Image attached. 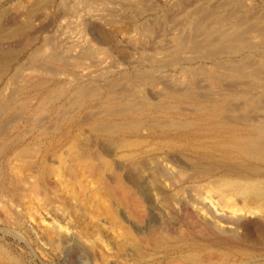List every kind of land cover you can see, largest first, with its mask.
I'll list each match as a JSON object with an SVG mask.
<instances>
[{
	"label": "rangeland",
	"instance_id": "374dc122",
	"mask_svg": "<svg viewBox=\"0 0 264 264\" xmlns=\"http://www.w3.org/2000/svg\"><path fill=\"white\" fill-rule=\"evenodd\" d=\"M70 1L0 0V56L2 57L0 58L4 60L6 59L5 61H0V98H2L0 99V103L2 101V103H4L3 105H5V107L3 105L0 107L1 112H3H0V124L2 122L0 127L2 126L7 129L0 128L3 129L0 130V212H3L0 213V264H264V236L258 244L254 241V245L252 243L246 244L245 242L236 240L229 241L224 239V236L220 235L219 231H225L227 228V231L229 229L233 230V226L216 218L219 214L231 216L234 219L235 216H237L236 218L245 219L246 221L248 219L251 221L255 220L264 228V198L261 197L264 196V193H262V195L260 193V191L264 192V153L262 154L261 152H264V149L260 146L253 145L252 137H254L255 134L250 127L257 123L262 124L264 121V96H262L264 95V88H262L264 87V84H259V86L257 85V87H255L256 85H252L254 84L252 78H248V75L245 76V74H242L243 76H239L238 78L234 75L226 76L223 74L222 76L225 78L221 76V84H214L213 82L209 83L210 81L202 78L203 75H200L199 73H202L201 69L213 68L209 67L212 63L215 67V61L217 62L218 59L216 57L206 56L204 53H193L194 57L199 55L202 56L192 58L191 55L193 56V54L185 52L184 55L183 52L182 55L187 56L186 59L189 63L185 58H182L183 56H181L182 61H180V59H168L167 54L169 52L167 54L166 52L168 50L170 51V48L167 47L166 43H169L170 41L172 42L171 39H168L170 36L169 34L172 35V33L176 31L177 32L174 34H177L178 30H173V28L171 29L166 26L168 33L165 36L163 33L161 35V33H153L149 31L147 34V32L143 31L144 29L142 30L141 28L144 24H147L146 21L149 22V19L151 20L150 22H152L155 20V17L159 18L162 16V13L171 10L172 12L169 17L173 14L180 16L181 13L179 10L174 9L177 0H141L146 3H144L145 10H150L152 11L151 13L150 11H143L141 13L137 8H131L126 4L130 1L134 2V0H116L117 2L115 0H88L81 2L82 4L77 0H72L73 2H77V6L75 5L74 10L72 11L69 8L75 3L71 1L72 5H69L71 4ZM211 1L210 5H212V7H218L220 5L224 6L226 2H229V0ZM243 1H245V3H241L242 1L238 0L237 4L239 10L241 8L243 9L240 11L237 10V12L236 10L233 11L235 12V17L231 16L229 18V22L224 25V29L226 27V29H230V32H233L234 28L237 33L244 31L243 33L247 36V41H249L250 44L252 42V45L255 44L254 48L257 44L260 47L257 46V48L253 49V46L250 45L251 47L244 52L237 53L238 55L234 54V56H230V58L223 57V60L233 59V62H235L234 64L243 63L244 65H247L245 67V73H250L252 72V67H255L254 65H256V67L261 66L260 62H263L264 60V38L260 35L261 32L257 30L259 28H261L260 30L264 29V0ZM147 2H150L153 5L148 4ZM65 4H68V7H66L67 5L65 6ZM79 4L80 6H78ZM85 4L88 6L89 11L83 9V7H86ZM154 4L156 5L154 6ZM189 4L190 0L187 1L186 6ZM127 5L129 6L128 8H126ZM151 5L157 9L154 10ZM158 6H160V8ZM250 6H252V8ZM187 8H189V6H187ZM62 9H65V12ZM132 9H136L135 11L137 12H134ZM68 11H70V13ZM125 12L130 15H125ZM238 15L239 17L241 15V17L239 18ZM132 17H136L137 19H133ZM243 17L245 19H243ZM112 18L115 19L111 20ZM216 19L218 20V18L213 16L209 23H213V21L216 22ZM236 19L240 20L238 21ZM120 20L123 23H121ZM128 20H130V22ZM242 20L247 24L250 23V25L248 26L246 23L244 24ZM112 22H114V25H119H117V27L116 25L113 26ZM202 23L205 25L209 24L208 22ZM138 24L141 27L138 26ZM231 24L233 26H230ZM106 25L107 28H105ZM94 26H96V28ZM111 26L114 28H111ZM134 26L137 28H134ZM157 26L160 30L161 26ZM235 26H239L238 30L240 32ZM244 26L246 28L247 26L248 28L251 27L252 30L250 31V28L246 29ZM130 28H134L135 30H131ZM254 28L255 33L252 32ZM102 30L104 32L107 31L106 33H109V35L111 34V36L114 35L115 37H112L115 39V42L112 41L114 43L111 42L110 45V43H100L99 41L94 40L93 35L99 37L100 35L98 32H101ZM136 30L138 31L136 32ZM139 30H142L143 33L141 31L139 32ZM169 30L173 31L171 32ZM130 31L132 32L129 33ZM245 31H249L251 34H249V32L246 33ZM140 35H143L144 37ZM129 36L134 38L131 40V37ZM145 36L147 38H145ZM158 36H160L159 39ZM249 36L253 37L250 38ZM148 37L151 39L153 37V39L149 40ZM163 37L164 39H162ZM171 37L172 36H170V38ZM137 39L138 41L141 39L144 41H140L141 43L135 42ZM258 39H260V41ZM158 40H163L160 41L162 44L159 42V45L157 42ZM261 40H263V42H261ZM254 41L257 42V44ZM163 42H166V49L163 47L165 45ZM151 43L155 45V48ZM140 44L141 46H144L141 47ZM4 45L5 47H3ZM6 45L9 49L6 48ZM160 47L164 50L160 49L161 51H157ZM124 48L125 50H123ZM137 49H139V51ZM188 55L191 58L188 59ZM149 57H151L152 60ZM155 58L160 59V61H158L159 64ZM241 58H243L242 61ZM130 59H132L133 62ZM237 59H240L239 62H236ZM49 62L53 64L51 65ZM156 64L159 66H156ZM183 66L186 68L190 66L189 69L193 66L194 67L191 69V72L187 71L188 69ZM198 66L200 67V70H198ZM148 67L150 68L149 71ZM141 70L143 71L144 76L145 74H151V76L149 75L150 77L153 76V83L147 80L146 82H140V79L139 81H136L137 83H134L133 80H131L132 76L134 77L137 74L140 75L142 72ZM212 70L214 71V68ZM180 71H182V74H179ZM183 71H185L184 73L188 74L190 77H188V75L185 76ZM131 73L134 74L131 75ZM125 74L127 76H124ZM168 75H172L171 78H168ZM181 75L185 76L186 80H183ZM158 76L160 78H158ZM165 76L168 79H171V81L168 80V82H166L167 78L165 79ZM173 76L176 77L177 80L172 79L174 78ZM260 76L263 78L264 69L261 70ZM191 77H196L198 80H202V82L198 81L199 84L197 85V89L193 88L194 93H188L189 95L186 94L184 97L178 95V97L176 95H174L175 97L170 96L171 100L168 95L166 96V94H163L170 90L168 86L183 91V89L180 88H184V86L186 87L187 80ZM243 78L245 79L244 82L242 81L244 80ZM128 79L130 80V83ZM106 80H108V82ZM115 81L118 82L116 83ZM131 81L133 84H131ZM111 82H113L115 86L117 85V88H115V86L113 87L112 85L114 84L112 83L111 85ZM119 82L122 84V87ZM171 82L173 84L174 82H179L181 85L176 83V86L173 85V87L172 84H170ZM205 82L207 85H210L208 90H206L208 86L205 85ZM262 82L264 83V78L262 79ZM143 83H145V86ZM149 83L152 84L153 87L149 85ZM212 83L215 86L212 85ZM108 84L110 85V88ZM165 84H168V86ZM83 85H86L85 90L84 87L80 88ZM232 85L233 87H231ZM202 86L207 87L204 89L205 87L202 88ZM228 86L230 87L229 89L227 88ZM123 87L124 90H122ZM56 88L57 90H55ZM118 88L122 91L118 90ZM15 89H17V91H15ZM92 89L95 91L93 92ZM82 90H84L86 94H83L84 92ZM234 90L236 93H234ZM241 90L242 92H240ZM215 91H218L217 94ZM248 91H250L249 94L247 93ZM260 91L262 92L261 94H259ZM212 92L215 94H212ZM9 93L14 94H11L10 97ZM58 93L60 94L58 95ZM133 93L135 95H133ZM209 93L210 96L212 94L216 99L213 97L206 98V95L204 96V94L209 96ZM4 95L6 99L2 97ZM122 95L123 97L120 98ZM144 95L146 99H143ZM47 96L49 98H47ZM159 96L161 97L159 98ZM15 97L16 99H14ZM188 97L191 98L188 99ZM192 97L195 99H192ZM200 97L202 98L200 99ZM235 97L238 101L235 100ZM45 98L46 100H44ZM81 98L83 101L80 100ZM140 98L141 101L139 100ZM182 98H184V100ZM121 99H125L126 101H128V99L130 100L128 101L129 103H123L126 101H122ZM5 100H8V102H5ZM214 101L218 102V104H215L216 110L221 109L219 114H217L216 111H211L215 110L213 109L214 106L211 104L215 103ZM250 101L254 103H250ZM260 101L263 103L261 102L262 104H260ZM147 103L150 105H147ZM94 104H96L97 107ZM137 104L142 106L138 107ZM250 104H253L254 107H250ZM128 105H130V107ZM127 106L128 108H125L123 111L121 110ZM177 106L179 107L176 108ZM196 106H199L200 109ZM226 106L227 108L229 107L230 110L233 109V111L225 109L224 107ZM113 107L114 109L117 108V111H120L118 112L119 115L114 109L112 110ZM120 107L121 109H119ZM184 107H187V110H185ZM210 107L212 109H210ZM237 107L239 109L236 110L235 108ZM244 108H246V110ZM257 108L260 110L258 111ZM110 109L112 111H110ZM126 109L129 110L127 111ZM209 109L210 111H208ZM17 110H19V112ZM146 110L149 112H146ZM163 110H165L166 113ZM182 110L184 111L182 112ZM244 110L248 114L247 116L245 115L246 113ZM113 111L115 112L113 113ZM63 112L65 113L62 115ZM259 112L261 114H259ZM13 113L14 116H12V118L15 121L11 118ZM102 113L107 114L103 115ZM109 113H111V116L108 115ZM151 114H157V116L155 115V117ZM161 114H163V116ZM165 114L169 115L166 116ZM241 114H244V118H241ZM179 115H183L182 118H179ZM218 115L220 116L219 119ZM229 115L232 116V118ZM252 115L253 117H251ZM160 117L162 120H160ZM234 117H236V119ZM163 118H165L164 120L166 122L163 121ZM229 118H231V120ZM155 119H157L158 123ZM166 119H169L170 121H167ZM186 119L187 121L184 122L183 120ZM242 119H246L247 121L245 122ZM139 120L142 123L139 122V124ZM129 121L133 122L130 123ZM125 122L129 123L125 124ZM143 122H145V124ZM178 122L181 125L178 124ZM7 123L9 126H6ZM150 123H153L154 126L158 128H155ZM109 124H111V126ZM167 124H171V126ZM101 127L109 133H106L105 130L101 131ZM3 133L4 136H2ZM231 133L235 135L233 136ZM240 133H242V135H239ZM248 134H250L249 136H251V138L247 136ZM242 137L246 138V140ZM247 137L250 138L248 141ZM227 138L229 140H227ZM239 139H242L240 140L242 142L238 141ZM229 141L232 144H230ZM233 145H236L237 148ZM238 145H240V147H238ZM249 147L251 149L247 150ZM254 148L257 149L255 152ZM238 150L246 153L243 155L241 154L242 152L240 153ZM254 155H256V158H253ZM258 155L260 158L258 157L257 159ZM154 161H157V164H154ZM244 161L246 163H244ZM255 167H258V169L256 168L257 171L254 169ZM162 168H164V170H162ZM246 169H248V171ZM225 170L228 173H244V175L239 177V175L225 174L227 173L224 172ZM136 173H139L137 174V177L135 175ZM161 174H163L164 177H162ZM191 175L194 176L192 179ZM169 176L174 178L171 180ZM133 177L136 180L133 179ZM195 177L197 179H194ZM21 179L26 183L24 184ZM139 179L143 182L141 181L140 183V181H138ZM243 182L246 186L249 183V186H247V189L249 188L248 190L245 189ZM251 182L255 185H252ZM256 183L259 186H257ZM222 185L223 187H221ZM229 185H231V187ZM214 186H216V188ZM246 193H249L251 196ZM164 195H167L166 198ZM163 196L164 199H162ZM206 196L209 197L206 198ZM252 196L255 199L257 197L256 201L251 198ZM258 196L261 198L258 199ZM187 199L189 200L188 204ZM257 200L260 206L257 204ZM190 201L193 204L190 205ZM203 202H205L207 206L211 204V211L206 208V204ZM225 204H228L229 206L227 205V207ZM188 205H190V208L187 207ZM182 206L191 210H189L190 212L188 211L190 217L183 212V215L181 214L180 211H183ZM232 206L234 208H232ZM234 211L236 213H234ZM9 212L10 214L8 215L7 213ZM211 213L215 214L216 217ZM185 216L188 217V219H186ZM259 219H262L263 222ZM193 220H195V222ZM206 225L209 228L214 227L213 230L210 229V231L212 230L210 236L205 235L200 231L201 228L199 227H202L203 230ZM211 225L213 226L211 227ZM195 227L197 229H195ZM240 230L241 229H238L237 231L241 233ZM213 232H215V234ZM219 239L222 241H219ZM68 244L76 246L77 249L65 254L64 250Z\"/></svg>",
	"mask_w": 264,
	"mask_h": 264
},
{
	"label": "bare ground",
	"instance_id": "6f19581e",
	"mask_svg": "<svg viewBox=\"0 0 264 264\" xmlns=\"http://www.w3.org/2000/svg\"><path fill=\"white\" fill-rule=\"evenodd\" d=\"M61 1H63V0H61ZM70 1V0H69ZM72 1V0H71ZM71 1H70V3H71ZM75 1V0H74ZM79 3H81V2H84V1H88V0H77ZM92 1V0H91ZM116 1V0H115ZM150 1V0H149ZM169 1V0H168ZM174 1H176V0H174ZM187 1L188 0H177V3L175 4V8L174 9H178L179 10V12L181 13V15L179 16H177L176 14H171L172 16H170L169 17V15H170V13L172 12V10L171 11H168V12H165V13H162V16L161 17H159V18H161V19H159V18H156L155 17V20H153L152 22H150L151 20L149 19V22L148 21H146V23L147 24H144L143 26H142V30L143 31H145V32H147V34L149 33V32H153V33H161V35H162V33L166 36L167 35V31H168V29H166V26L168 27V28H173V30L174 29H176V30H178V33L177 34H174V33H176V32H174V33H172V35L171 34H169L170 36H172L171 38H170V36L168 37V39H171L172 40V42L170 41L169 43L167 42H165L166 44H167V47H169L170 48V51L168 50L167 52H166V54H167V57H168V59H170V60H176V59H180V61H182L181 59L182 58H185L186 59V57L187 56H183L182 54H183V52H184V55H185V52H190L191 54H193V53H196L197 54V52H200V53H204L206 56H209V57H216L217 59V62L215 61V64H216V66L214 67L213 65V63H212V65L210 66L209 65V67H213L214 68V71L212 70L213 68H210V69H201V72L202 73H199L200 75L202 74L203 76H202V78H205L206 80H208V81H210L209 83H211V82H213L214 84H221V76L224 74V75H230V76H232V75H234L235 77H239V76H243L242 74H245V76H247L248 75V78L249 77H251L252 78V81H253V83L254 84H252V85H256L255 87H257V85L259 86V84L260 85H262V84H264L263 82H262V79L264 78V76H263V78H262V76H260V74H261V70H263L264 69V60H263V62L261 61L260 62V64H261V66H258V67H256V65H254L255 67H252L251 65V67H252V72H250V73H245V67L247 66V65H244L243 63H239V64H234L235 62H233L234 60L232 59V60H227V59H225V60H223V57H229L230 58V56H234V54H237V53H242V52H244L246 49H248V48H250L251 46L250 45H252V42H251V44H250V42L249 41H247V36L245 35V33H243L242 31L240 32L238 29V27H236L235 26V28H237V30L240 32V33H237L236 32V29H234L233 28V32H230L229 30V28L228 29H226V27H225V29H224V25H226V23L227 22H229V18L231 17V16H234L235 17V12H233L234 10H236V12H237V10L238 11H240L241 9H243V8H241L240 10H239V6H238V4H237V2H238V0H229V2L227 3L226 1V3L224 4V6H218V7H215V6H213L212 7V5H210V3L212 2L211 0H190V4L189 5H187V6H189V8H187V6H186V3H187ZM213 1H215V0H213ZM242 2L241 3H245V1H243V0H241ZM68 2V1H67ZM66 2V3H67ZM73 2V1H72ZM104 2V1H103ZM106 2V1H105ZM117 2V1H116ZM131 2V3H130ZM130 2H127L126 4H128L131 8L133 7V8H137L138 10H139V12H143V11H147V10H145V2L144 1H135L134 0V2H132V1H130ZM160 2V1H159ZM73 3H75V4H73L72 5V3L71 4H69V5H72V6H70V10L72 11V10H74V6L76 5L77 6V2H73ZM142 3H143V5H142ZM145 3V4H144ZM148 3V2H147ZM163 3H165V2H163ZM174 3V2H173ZM224 3V2H223ZM263 3V2H262ZM82 4V3H81ZM92 4V3H91ZM95 4V3H94ZM101 4V3H100ZM99 4V5H100ZM103 4V3H102ZM115 4V3H114ZM131 4V5H130ZM148 4H152V3H148ZM158 4V3H157ZM160 4H161V2H160ZM246 4H247V2H246ZM37 5V4H36ZM44 5V4H43ZM57 5V4H56ZM67 5V6H66ZM127 5V7L126 8H128L129 6ZM153 5V4H152ZM151 5V6H152ZM156 4H154V6H155ZM35 6V5H34ZM65 6L66 7H68V4H65ZM78 6H80V4L78 5ZM85 6L86 7H83V9L85 10V11H89V9H88V6L85 4ZM93 6V5H92ZM117 6V5H116ZM148 6H150V5H148ZM154 6H152L153 7V9L154 10H156L157 8H155ZM163 6V5H162ZM217 6V5H216ZM103 7V6H102ZM101 7V8H102ZM146 7H147V5H146ZM159 8H160V6H158ZM215 7V8H214ZM251 8H252V6H250ZM41 8V7H40ZM76 8V7H75ZM82 8V7H81ZM149 8V7H148ZM162 8V7H161ZM164 8H165V6H164ZM168 8V7H167ZM247 8V7H246ZM34 9V8H33ZM104 9V8H103ZM108 9V8H107ZM169 9V8H168ZM173 9V10H174ZM210 9H212V10H210ZM250 9V8H249ZM257 9H258V7H257ZM34 10H36V9H34ZM63 11L65 10V9H62ZM77 10V9H76ZM80 10V9H79ZM82 10V9H81ZM98 10V9H97ZM102 10V9H101ZM105 10V9H104ZM110 10V9H109ZM129 10V9H128ZM132 10H134V12H137V11H135L136 9H132ZM152 10V9H151ZM116 11V10H115ZM122 11V10H121ZM130 11V10H129ZM150 10H148L147 12H149ZM166 11V10H165ZM28 12V11H27ZM65 12V11H64ZM69 13H70V11H68ZM67 12V13H68ZM113 12V11H112ZM152 11H150V13H151ZM156 12V11H155ZM161 12H163V11H161ZM177 12V11H176ZM178 12V13H179ZM263 12V11H262ZM68 13V14H69ZM74 13H75V11H74ZM73 13V14H74ZM91 13V12H90ZM89 13V14H90ZM102 13H104V12H102ZM145 13V12H144ZM242 13V12H241ZM246 13V12H245ZM30 14V13H29ZM66 14V13H65ZM77 14V13H76ZM112 14V13H111ZM129 14V13H128ZM128 14H126V12H125V15H128ZM135 14H138V13H135ZM147 14V13H146ZM261 14V13H260ZM46 15V14H45ZM130 15V14H129ZM237 15V14H236ZM247 15V14H246ZM23 16V15H22ZM27 16V15H26ZM25 16V17H26ZM50 16V15H49ZM61 16V15H60ZM104 16V15H103ZM213 16L215 17V18H218V20L216 19V22L215 21H213V23H209V21L210 20H212V18H213ZM243 16V15H242ZM262 16V15H261ZM115 17V16H114ZM124 17V16H123ZM127 17V16H126ZM130 17V16H129ZM148 17V16H147ZM147 17H146V19H147ZM238 17H239V15H238ZM240 17H241V15H240ZM239 17V18H240ZM244 17H248V16H244ZM243 17V19H245ZM254 17V16H253ZM62 18V17H61ZM89 18H90V16H89ZM91 18H93V17H91ZM105 18H107V17H105ZM116 18V17H115ZM115 18H112L111 20H114ZM122 18V17H121ZM133 18V17H132ZM135 19H137L136 17H134ZM133 18V19H134ZM151 18V17H150ZM153 18V17H152ZM252 18V17H251ZM255 18H257V17H255ZM55 19V18H54ZM127 19V18H126ZM242 19V18H241ZM97 20V19H96ZM101 20V19H100ZM116 20H118V19H116ZM116 20H115V22H116ZM121 20H123V19H121ZM120 20V22L121 23H123L122 21ZM232 20V19H231ZM235 20V19H234ZM236 20H238V19H236ZM240 20V19H239ZM238 20V21H239ZM99 21V20H98ZM102 21V20H101ZM108 21V20H107ZM129 22H130V20H128ZM142 21V20H141ZM144 21V22H145ZM243 21V20H242ZM242 21H240V22H242ZM252 21V20H251ZM258 21V20H257ZM15 22V21H14ZM109 22V21H108ZM111 22V21H110ZM118 22V21H117ZM119 22V23H120ZM125 22V21H124ZM135 22V21H134ZM202 22H208L209 24H203ZM235 22V21H234ZM244 22V21H243ZM254 22V21H253ZM259 22V21H258ZM32 23V22H31ZM90 23H92V22H90ZM90 23H89V25H90ZM113 23V26H115L116 25V27H117V25H119V24H115L114 25V22H112ZM120 23V24H121ZM136 23V22H135ZM246 22H244V24H245ZM2 24V23H1ZM86 24V23H85ZM98 24V23H97ZM105 24V23H104ZM131 24V23H130ZM230 24V23H229ZM228 24V25H229ZM247 24V23H246ZM259 24H260V22H259ZM22 25V24H21ZM94 25V24H93ZM111 25V24H110ZM121 25H123V24H121ZM125 25H126V23H125ZM133 25V24H132ZM157 25H160L161 26V31L159 30V28H157L158 26ZM242 25V24H241ZM248 26L250 25V23L249 24H247ZM252 25V24H251ZM261 25H262V23H261ZM113 26H111V28H114ZM138 26H140L139 24H138ZM230 26H233L232 24L230 25ZM246 26V25H245ZM244 26V27H245ZM248 26H247V28H248ZM253 26V25H252ZM259 26V25H258ZM90 27V26H89ZM95 28H96V26H94ZM104 27V26H103ZM110 27V26H109ZM115 27V28H116ZM131 27H133V26H131ZM141 27V26H140ZM264 27V26H263ZM3 28H4V26H3ZM93 28V27H92ZM98 28V27H97ZM105 28H107V25H106V27ZM128 28V27H127ZM134 28H137V27H135L134 26ZM134 28H132V29H134ZM139 28V27H138ZM232 28V27H231ZM246 28V27H245ZM246 28V29H247ZM250 28V31L252 30L251 29V27H249ZM248 28V29H249ZM258 28V27H257ZM103 29V28H102ZM109 29V28H108ZM123 29H124V27H123ZM126 29V28H125ZM131 29V28H130ZM131 29V30H132ZM261 28H259V29H257V30H259L261 33H260V35L264 38V29H262V30H260ZM95 30V29H94ZM116 30V29H115ZM128 30H129V28H128ZM135 30V29H134ZM142 30H139V32L141 31L142 32ZM172 30V31H173ZM243 30H245V29H243ZM27 31V30H26ZM96 31H97V29H96ZM99 31V30H98ZM111 31L113 32V30L111 29ZM110 31V32H111ZM126 31V30H125ZM138 30H136V32H137ZM149 31V32H148ZM169 31H171V30H169ZM171 31V32H172ZM7 32V31H6ZM13 32V31H12ZM95 32V31H94ZM107 32V31H106ZM106 32H104L103 30L101 31V32H98L99 33V37H95L94 35H93V39L94 40H96V41H99L100 43H110V45H111V42L112 41H114L115 42V39L112 37V36H114V35H112L111 36V34L109 35V33H106ZM119 32V31H118ZM123 32V31H122ZM128 32V31H127ZM132 31H130L129 33H131ZM138 32V33H139ZM246 32V31H245ZM247 32H249V31H247ZM246 32V33H247ZM252 32H254L255 33V28L253 29V31ZM9 33V32H8ZM92 33V32H91ZM97 33V34H98ZM143 33V32H142ZM141 33V34H142ZM256 33H257V31H256ZM4 34V33H3ZM12 34V33H11ZM27 34V33H26ZM116 34V33H115ZM118 34V33H117ZM121 34V33H120ZM125 34H127V33H125ZM140 34V33H139ZM138 34V35H139ZM249 34H251L250 32H249ZM258 34H259V32H258ZM5 35V34H4ZM32 35V34H31ZM130 35V34H129ZM145 35V34H144ZM151 35H153V34H151ZM151 35H150V37H151ZM160 35V34H159ZM160 35V36H161ZM253 35V34H252ZM16 36V35H15ZM121 36V35H120ZM140 36H143V35H140ZM160 36H158V39L160 38ZM19 37V36H18ZM35 37V36H34ZM115 37V36H114ZM125 37H127V36H125ZM129 37H131V36H129ZM139 37V36H138ZM144 37V36H143ZM162 37V36H161ZM250 37V36H249ZM251 37H253V36H251ZM250 37V38H251ZM260 37V36H259ZM258 37V38H259ZM132 38H134V37H131V40H132ZM137 38V37H136ZM145 38H147L146 36H145ZM149 38V37H148ZM166 38V37H165ZM255 38V37H254ZM4 39V38H3ZM24 39V38H23ZM35 39V38H34ZM139 39V38H138ZM138 39L137 40H135V42H142V41H144V40H140V41H138ZM152 39H153V37H152ZM151 38H149V40H152ZM162 39H164V37L162 38ZM167 39V38H166ZM166 39H165V41H166ZM168 39H167V41H168ZM261 39V38H260ZM260 39H258L259 41H260ZM31 40V39H30ZM118 40V39H117ZM125 40H127V39H125ZM253 40V39H252ZM29 41V40H28ZM92 41V40H91ZM160 41H163V40H160ZM159 40L157 41L158 43L160 42ZM258 41V42H259ZM9 42V41H8ZM90 42V41H89ZM114 42H112V43H114ZM140 42V43H141ZM147 42V41H146ZM145 42V43H146ZM248 42H249V44H248ZM255 42V41H254ZM261 42H263V40H261ZM261 42H259V43H261ZM28 43V42H27ZM99 43V44H100ZM145 43H144V45H145ZM161 43V42H160ZM160 43H159V45H160ZM164 43V42H163ZM164 43V44H165ZM256 44H257V42H255ZM3 44V43H2ZM152 45H154L153 43H151ZM162 44V43H161ZM166 44L163 46L164 47V49H166ZM261 44H263V43H261ZM10 45V44H9ZM30 45V44H29ZM94 45V44H93ZM97 45V44H96ZM143 45V46H144ZM146 45H147V43H146ZM158 45V46H159ZM255 45V44H254ZM254 45H252L253 46V49H255V48H257V46H258V44H257V46L254 48ZM37 46V45H36ZM120 46H122V45H120ZM132 46V45H131ZM140 46H141V44H140ZM143 46H141V47H143ZM157 46V47H158ZM3 47H5V45L3 46ZM133 47V46H132ZM162 47V46H161ZM158 48L157 49V51L159 50V51H161L163 48ZM258 47H260V46H258ZM262 47V46H261ZM6 48H8L7 47V45H6ZM36 48V47H35ZM86 48V47H85ZM100 48V47H99ZM117 48H118V46H117ZM127 48V47H126ZM128 48H130V47H128ZM154 48H155V45H154ZM2 49V48H1ZM9 49V48H8ZM38 49V48H37ZM161 49V50H160ZM163 49V50H164ZM259 49V48H258ZM4 50H6V49H4ZM12 50V49H11ZM122 50V49H121ZM123 50H125V48L123 49ZM138 51H139V49H137ZM263 50V49H262ZM2 51V50H1ZM9 51V50H8ZM36 51V50H35ZM34 51V52H35ZM86 51V50H85ZM91 51H92V49H91ZM114 51H116V50H114ZM260 51V50H259ZM88 52V51H87ZM107 52V51H106ZM262 52V51H261ZM11 53V52H10ZM82 53V52H81ZM89 53H90V49H89ZM138 53V52H137ZM145 53V52H144ZM147 53V52H146ZM5 54V53H4ZM7 54H8V52H7ZM7 54H5V55H7ZM13 54V53H12ZM85 54H87V53H85ZM93 54V53H92ZM149 54V53H148ZM159 54V53H158ZM165 54V53H164ZM165 54V55H166ZM203 54V55H204ZM260 54H262V53H260ZM264 54V53H263ZM262 54V55H263ZM4 55V56H5ZM36 55V54H35ZM84 55V54H83ZM91 55V54H90ZM142 55V54H141ZM145 55V54H144ZM154 55V54H153ZM157 55V54H156ZM156 55H155V57H156ZM162 55V54H161ZM198 55H199V53H198ZM238 55V54H237ZM248 56H250L249 54H247ZM62 56V55H61ZM131 56V55H130ZM134 56V55H133ZM181 56H183L182 58H181ZM189 56V55H188ZM200 56H202V55H199V56H195L196 58H198V57H200ZM246 56V55H245ZM258 56V55H257ZM1 57V56H0ZM63 57H64V55H63ZM126 57V56H125ZM141 57V56H140ZM161 57V56H160ZM159 57V58H160ZM163 57V56H162ZM166 57V56H165ZM191 57L193 58L194 57V54H193V56L191 55ZM190 56L188 57V59L189 58H191ZM194 57V58H195ZM219 57H222V58H219ZM239 57H241V56H239ZM2 58V57H1ZM0 58V61H2V60H4V59H1ZM11 58V57H10ZM15 58V57H14ZM129 58V57H128ZM137 58V57H136ZM149 58H151V57H149ZM235 58V57H234ZM243 58H244V56H243ZM243 58H241V61H242V59ZM185 59H183L184 61H186ZM212 59V58H211ZM248 59V58H247ZM250 59V58H249ZM254 59V58H253ZM263 59V58H262ZM6 60V59H5ZM4 60V61H5ZM30 60V59H29ZM51 60V59H50ZM131 61H132V59H130ZM139 60V59H138ZM151 60H152V58H151ZM154 60V59H153ZM155 60L158 62V61H160V59H156L155 58ZM154 60V62L156 63V61ZM167 60V59H166ZM169 60V61H170ZM191 60V59H190ZM194 60V59H193ZM196 60V59H195ZM210 60V59H209ZM240 60V59H239ZM239 60L237 59V61L236 62H239ZM8 61V60H7ZM6 61V62H7ZM52 61V60H51ZM54 61V60H53ZM63 61V60H62ZM163 61V60H162ZM183 61V62H184ZM188 61V60H187ZM186 61V62H187ZM192 61V60H191ZM203 61V60H202ZM225 61H227V62H225ZM10 62V61H9ZM33 62V61H32ZM133 62V61H132ZM136 62H138V61H136ZM149 62H150V60H149ZM153 62V63H154ZM167 62V61H166ZM245 62V61H244ZM5 63V62H4ZM11 63V62H10ZM17 63V62H16ZM34 63V62H33ZM50 63V62H49ZM123 63V62H122ZM130 63V62H129ZM154 63V64H155ZM161 63H163V62H161ZM178 63H179V60H178ZM188 63H189V61H188ZM247 63H250V62H247ZM258 63H259V61H258ZM9 64V63H8ZM51 65L53 64V63H50ZM128 64V63H127ZM158 64H159V62H158ZM158 64H156V66L158 65ZM166 64H168V63H166ZM170 64V63H169ZM1 65V64H0ZM21 65V64H20ZM46 65V64H45ZM153 65V64H152ZM174 65V64H173ZM172 65V66H173ZM196 65H197V63H196ZM200 65V64H199ZM203 65V64H202ZM202 65H201V68H202ZM249 65V64H248ZM55 66V65H54ZM150 66V65H149ZM155 66V67H156ZM159 66V65H158ZM191 66V65H190ZM190 66L188 67V68H186L185 66H183L184 68H186V69H188L187 71H191L192 72V68L194 67H191V69H189L190 68ZM207 66V65H206ZM206 66H204L205 68H207ZM7 67V66H6ZM6 67H4V68H6ZM50 67V66H49ZM60 67V66H59ZM142 67V66H141ZM181 67V66H180ZM203 67V68H204ZM249 67V66H248ZM247 67V68H248ZM53 68V67H52ZM51 68V69H52ZM137 68V67H136ZM144 68V67H143ZM149 68V67H148ZM158 68V67H157ZM161 68V67H160ZM199 68V69H198ZM198 70H200V67L198 66ZM46 69V68H45ZM49 69V68H48ZM138 69V68H137ZM159 69V68H158ZM3 70H5V69H3ZM2 70V71H3ZM20 70V69H19ZM58 70V69H57ZM135 70V69H134ZM150 70V68L148 69V71ZM174 70V69H173ZM176 70V69H175ZM183 70V69H182ZM194 70V69H193ZM1 71V72H2ZM142 71V70H141ZM140 71V72H141ZM151 71H153V70H151ZM186 71V72H187ZM222 71V72H221ZM53 72V71H52ZM52 72H51V74H52ZM111 72V71H110ZM132 72V71H131ZM137 72H138V70H137ZM146 72V71H145ZM182 71H180L179 72V74H182L181 73ZM185 71H183V74H185V76L186 75H188V74H186V73H184ZM191 72H190V74H191ZM19 73V72H18ZM17 73V74H18ZM124 73V72H123ZM134 73L136 74V72L134 71ZM133 73V74H134ZM139 73V72H138ZM156 73H157V71H156ZM169 73V72H168ZM173 73V72H172ZM188 73V72H187ZM194 73V72H193ZM196 73V72H195ZM260 73V74H259ZM13 74H15V73H13ZM16 74V75H17ZM129 74V73H128ZM132 73H131V75H133ZM144 73H143V71L141 72V74L140 75H135L134 77L132 76V79L131 80H133V82L135 83L136 81H139V79H140V82L142 81H145L146 82V80L147 81H149V82H152L153 80V76L152 77H150L151 76V74H145V76L143 75ZM152 74H153V72H152ZM198 74V75H199ZM16 75H14V76H16ZM55 75H56V73H55ZM75 75V74H74ZM101 75V74H100ZM147 75H148V77H147ZM154 75V74H153ZM161 75V74H160ZM173 75H175V74H173ZM177 75V74H176ZM123 76V75H122ZM124 76H127L126 74L124 75ZM142 76V77H141ZM169 76V75H168ZM172 76V75H171ZM171 76H169L168 78H171ZM182 76V75H181ZM180 76V77H181ZM185 76H182L183 77V80L185 79ZM193 76V75H192ZM195 76V75H194ZM115 77V76H114ZM174 77V76H173ZM188 77H190L189 75H188ZM222 77H224V76H222ZM87 78V77H86ZM158 78H160L159 76H158ZM163 78V77H162ZM161 78V79H162ZM167 77L165 76V79H166ZM167 78V81L166 82H168V80H170L171 81V79H168ZM177 78H178V76H177ZM225 78V77H224ZM228 78V77H227ZM231 78V77H230ZM229 78V79H230ZM10 79V78H9ZM98 79V78H97ZM105 79V78H104ZM119 79V78H118ZM126 79V78H125ZM124 79V80H125ZM129 79H130V77H129ZM128 79V81H129V83H130V80ZM155 79V78H154ZM157 79V78H156ZM172 79H176V77H174V78H172ZM179 80H180V78H178ZM182 79V78H181ZM241 79V78H240ZM244 79V78H243ZM116 80V79H115ZM120 80H122V79H120ZM135 80V81H134ZM177 80V79H176ZM186 80V79H185ZM232 80V79H231ZM10 81H12V80H10ZM58 81V80H57ZM92 81V80H91ZM107 82H108V80H106ZM201 81L202 82V80H198L196 77H191V78H189L188 80H187V86L185 87L184 86V88H180V89H183V91H181V90H177V89H174V88H172V87H170V86H168V84H165L166 86H168L169 87V89L170 90H168V94L167 93H163V94H166V96L168 95V97H169V99L171 100V98H170V96H173V97H175L174 95H178V96H183L184 97V95H186V94H188V93H194L193 92V88H195V89H197V85L199 84V82ZM227 81H228V79H227ZM235 81V80H234ZM243 82L245 81V79L244 80H242ZM78 82V81H77ZM90 82V81H89ZM96 82V81H95ZM114 82V81H113ZM113 82H111V85H112V83ZM116 83L118 82V81H115ZM139 82V83H140ZM165 82V81H164ZM173 82V81H172ZM170 83V84H172V86L174 85V86H176L175 84L177 83H175L174 82V84L173 83ZM186 82V81H185ZM204 82V81H203ZM237 82V81H236ZM240 82H241V80H240ZM87 83V82H86ZM103 83V82H102ZM120 83V82H119ZM137 83V82H136ZM153 83V82H152ZM212 83V85H214ZM223 83H224V81H223ZM231 83V82H230ZM235 83V82H234ZM68 84V83H67ZM105 84V83H104ZM110 84V83H109ZM108 84V85H109ZM114 84V83H113ZM121 84V83H120ZM131 84H133L132 83V81H131ZM142 84V83H141ZM144 84V86H145V83H143ZM178 85L180 84L179 82L177 83ZM183 84H184V82H183ZM201 84V83H200ZM203 84V83H202ZM240 84H242V83H240ZM249 84H250V81H249ZM48 85V84H47ZM65 85V84H64ZM105 85H107V84H105ZM127 85V84H126ZM130 85V84H129ZM149 85H151L152 86V84H150L149 83ZM155 85V84H154ZM177 85V86H178ZM181 85V84H180ZM205 85H207L206 84V82H205ZM227 85V84H226ZM237 85H238V83H237ZM244 85V84H243ZM24 86V85H23ZM76 86H77V84H76ZM75 86V87H76ZM81 86V85H80ZM79 86V87H80ZM86 86V85H85ZM85 86L83 85L82 87H80V88H83L84 87V90H85ZM89 86V85H88ZM95 86V85H94ZM99 86V85H98ZM102 86H103V84H102ZM113 87L115 86V84L114 85H112ZM119 86V85H118ZM121 87H122V84L120 85ZM125 86V85H124ZM134 86H135V84H134ZM134 86H132V87H134ZM148 86V85H147ZM173 86V87H174ZM183 86V85H182ZM208 86V88L206 89V87ZM205 88L202 86V88H204V89H206V90H208L210 87V85L208 84ZM215 86V85H214ZM219 86V85H218ZM251 86V85H250ZM21 87V86H20ZM90 87V86H89ZM88 87V88H89ZM97 87V86H96ZM141 87V86H140ZM140 87H138V88H140ZM149 87V86H148ZM153 87V86H152ZM220 87V86H219ZM224 87H226V86H224ZM231 87H233V85L231 86ZM242 87V86H241ZM244 87V86H243ZM246 87V86H245ZM254 87V88H255ZM6 88V87H5ZM35 88V87H34ZM60 88H61V86H60ZM59 88V89H60ZM78 88V87H77ZM87 88V87H86ZM109 88H110V85H109ZM115 88H117V85L115 86ZM126 88V87H125ZM135 88H136V86H135ZM150 88V87H149ZM148 88V89H149ZM155 88V87H154ZM222 88V87H221ZM228 89L230 88L229 86L227 87ZM240 88V87H239ZM262 88H264V87H262ZM100 89V88H99ZM127 89V88H126ZM152 89V88H151ZM216 89H219V88H216ZM234 89V88H233ZM244 89V88H243ZM55 90H57V88L55 89ZM54 90V91H55ZM84 90H82L84 93L83 94H86V92L84 91ZM93 90V89H92ZM97 90V89H96ZM109 90V89H108ZM117 90V89H116ZM118 90H121V89H119L118 88ZM122 90H124V87H123V89ZM121 90V91H122ZM127 90H129V89H127ZM131 90V89H130ZM139 90H141V89H139ZM166 90V89H165ZM186 90V91H185ZM212 90H214V89H212ZM248 90V89H247ZM15 91H17V89H15ZM14 91V92H15ZM39 91V90H38ZM61 91H62V89H61ZM73 91V90H72ZM77 91V90H76ZM80 91V90H79ZM78 91V92H79ZM82 91H81V94H82ZM95 90H93V92H94ZM115 91V90H114ZM126 91V90H125ZM200 91V90H199ZM218 91H220V90H218ZM217 91V92H218ZM223 91V90H222ZM23 92V91H22ZM59 92V91H58ZM92 92V93H93ZM98 92V91H97ZM103 92V91H102ZM142 92V91H141ZM165 92V91H164ZM198 92V91H197ZM200 92H202V91H200ZM217 92L215 91V93L217 94ZM240 92H242V90L240 91ZM249 92L250 91H248L247 93L249 94ZM254 92V91H253ZM252 92V93H253ZM36 93V92H35ZM48 93H49V91H48ZM54 93V92H53ZM55 93H57V92H55ZM62 93V92H61ZM69 93V92H68ZM76 93V92H75ZM107 93V92H106ZM129 93H132V92H129ZM137 93V92H136ZM199 93V92H198ZM203 93V92H202ZM211 93V92H210ZM210 93H209V96L207 95V94H204V96L206 97V98H212L213 96H212V94H215L214 92H212V94H211V96H210ZM221 93V92H220ZM223 93V92H222ZM234 93H236V91L234 90ZM262 92L260 91V93L259 94H261ZM263 93H264V91H263ZM5 94V93H4ZM10 94V97H11V94H14V93H9ZM19 94V93H18ZM60 93H58V95H59ZM79 94V93H78ZM81 94H79V95H81ZM115 94V93H114ZM123 94H126V93H123ZM138 94H140V93H138ZM149 94V93H148ZM158 94H160V93H158ZM55 95H57V94H55ZM121 95V94H120ZM133 95H135L134 93H133ZM189 95V94H188ZM191 95V94H190ZM192 95H194V94H192ZM218 95H219V93H218ZM223 95V94H222ZM228 95H230V94H228ZM239 95V94H238ZM255 95V94H254ZM7 96V95H6ZM43 96V95H42ZM70 96V95H69ZM82 96H84V95H82ZM93 96V95H92ZM106 96V95H105ZM138 96V95H137ZM143 96V95H142ZM146 96H147V94H146ZM150 96H151V94H150ZM165 96V95H164ZM177 96V97H178ZM220 96V95H219ZM262 96H264V95H262ZM2 97H4L5 99H6V97H5V95L4 96H2ZM10 97H7V98H10ZM19 97V96H18ZM51 97V96H50ZM81 97V96H80ZM112 97V96H111ZM110 97V98H111ZM121 97H123V95L122 96H120V98ZM125 97H126V95H125ZM128 97V96H127ZM161 96H159V98H160ZM195 97V96H194ZM194 97H192V99L194 98ZM224 97V96H223ZM231 97V96H230ZM233 97V96H232ZM237 97V96H236ZM236 97H235V100H236ZM252 97V96H251ZM254 97V96H253ZM47 98H49L48 96H47ZM56 98V97H55ZM58 98V97H57ZM68 98V97H67ZM84 98V97H83ZM87 98V97H86ZM85 98V99H86ZM90 98V97H89ZM92 98V97H91ZM97 98V97H96ZM108 98V97H107ZM113 98V97H112ZM119 98V99H120ZM130 98V97H129ZM139 98V97H138ZM146 99V97H145V95H144V97H143V99ZM167 98V97H166ZM191 98V97H190ZM189 97H188V99H190ZM197 98V97H196ZM198 98H199V96H198ZM202 97H200V99H201ZM214 99H216L215 98V96L213 97ZM218 98V97H217ZM222 98V97H221ZM241 98V97H240ZM260 98V97H259ZM264 98V97H263ZM0 99H2V98H0ZM14 99H16V97L14 98ZM42 99V98H41ZM53 99H54V97H53ZM65 99V98H64ZM104 99V98H103ZM102 99V100H103ZM163 99V98H162ZM168 99V98H167ZM183 100H184V98H182ZM188 99H186V100H188ZM195 99V98H194ZM226 99V98H225ZM231 99V98H230ZM238 99V98H237ZM262 99V98H261ZM8 100H10V99H8ZM8 100H5V102L7 101L8 102ZM44 100H46V98L44 99ZM79 100V99H78ZM80 100H82V98L80 99ZM122 100V99H121ZM125 99H123L122 101H124ZM130 99H128V101H129ZM140 101H141V98L139 99ZM149 100V99H148ZM240 100V99H239ZM246 100V99H245ZM256 100V99H255ZM259 100V99H258ZM11 101V100H10ZM55 101V100H54ZM66 101H67V99H66ZM75 101H76V99H75ZM83 101V100H82ZM120 101V100H119ZM126 101V100H125ZM128 101H126V102H123V103H127ZM160 101H162V100H160ZM166 101V100H165ZM175 101V100H174ZM218 101V100H217ZM220 101V100H219ZM236 101H238V100H236ZM4 102V101H3ZM18 102V101H17ZM16 102V104L18 105V103ZM22 102V101H21ZM48 102V101H47ZM68 102V101H67ZM100 102V101H99ZM121 102V101H120ZM131 102V101H130ZM144 102H146V101H144ZM149 102V101H148ZM162 102H164V101H162ZM161 102V103H162ZM182 102V101H181ZM215 102V101H214ZM231 102H234V101H231ZM262 101H260V104H262L261 103ZM24 103V102H23ZM28 103V102H27ZM52 103V102H51ZM87 103V102H86ZM91 103H92V101H91ZM97 103V102H96ZM114 103V102H113ZM129 103V102H128ZM151 103V102H150ZM166 103H168V102H166ZM166 103H164V104H166ZM198 103H199V101H198ZM198 103H197V105H198ZM203 103H205V102H203ZM248 103V102H247ZM250 103H254V102H251L250 101ZM4 103H2V101H1V103H0V107L3 105ZM6 104V103H5ZM9 104H10V102H9ZM45 104V103H44ZM70 104V103H69ZM115 104V103H114ZM140 104V103H139ZM149 103H147V105H148ZM171 104V103H170ZM169 104V105H170ZM187 104V103H186ZM194 104H196V103H194ZM212 104V106H214L213 107V109H215V110H211V111H216V113L217 114H219V112H220V110L221 109H218V110H216V108H215V104H218V102H215V103H211ZM219 104H222V103H219ZM264 104V103H263ZM7 105H8V103H7ZM20 105H22V104H20ZM19 105V106H20ZM24 105H25V103H24ZM40 105V104H39ZM75 105V104H74ZM95 106H96V104H94ZM138 105V104H137ZM136 105V106H137ZM143 105H146V104H143ZM150 105V104H149ZM152 105V104H151ZM157 105V104H156ZM161 105H163V104H161ZM168 105V106H169ZM183 105V104H182ZM188 105V104H187ZM201 105V104H200ZM206 105V104H205ZM204 105V106H205ZM240 105V104H239ZM242 105V104H241ZM247 105V104H246ZM4 107H5V105H3ZM9 106V105H8ZM23 106V105H22ZM38 106V105H37ZM57 106V105H56ZM110 106V105H109ZM115 106V105H114ZM123 106H124V104H123ZM129 107H130V105H128ZM128 106L127 107H124L123 109H121V107H122V105H121V107L119 108V109H121L122 111L123 110H125V108H128ZM142 106V105H141ZM141 106H139L138 105V107H141ZM164 106V105H163ZM190 106V105H189ZM238 106V105H237ZM250 107H252L253 106V104L251 105H249ZM257 106V105H256ZM263 106V105H262ZM13 107V106H12ZM21 107V106H20ZM58 107V106H57ZM60 107H61V105H60ZM91 107H94V106H91ZM97 107V106H96ZM107 107V106H106ZM117 107V106H116ZM115 107V108H116ZM132 107V106H131ZM151 107H153V106H151ZM167 107V106H166ZM179 106H177L176 108H178ZM193 107V106H192ZM197 107V106H196ZM195 107V108H196ZM206 107V106H205ZM229 107H230V105H229ZM227 108V106L226 107H224L225 109H228V110H230V108ZM245 107V106H244ZM250 107H249V109H250ZM254 107V106H253ZM3 108V107H2ZM10 108V107H9ZM37 108V107H36ZM101 108V107H100ZM182 108V107H181ZM185 108V107H184ZM187 108V107H186ZM185 108V110H187ZM197 108H199V106L197 107ZM3 109H5V108H3ZM2 109V110H3ZM12 109V108H11ZM10 109V110H11ZM13 109H14V107H13ZM25 109V108H24ZM40 109H42V108H40ZM39 109V110H40ZM66 109V108H65ZM70 109V108H69ZM114 109V107L112 108V110ZM117 109V108H116ZM116 109H114L115 111H116V113H118V112H120V111H117ZM138 109V108H137ZM145 109V108H144ZM164 109H165V107H164ZM167 109V108H166ZM190 109V108H189ZM200 109V108H199ZM202 109H204V108H202ZM201 109V110H202ZM210 109H212L211 107H210ZM210 109L208 110V111H210ZM223 109V108H222ZM236 110L237 109H239L238 107L237 108H235ZM243 109V108H242ZM245 110H246V108H244ZM256 109V108H255ZM258 109V111L260 110L259 108H257ZM7 110V109H6ZM5 110V111H6ZM9 110V109H8ZM48 110V109H47ZM94 110V109H93ZM101 110V109H100ZM99 110V111H100ZM108 110V109H107ZM111 109H110V111H112ZM127 110V109H126ZM129 110V109H128ZM127 110V111H128ZM133 110V109H132ZM135 110V109H134ZM205 110V109H204ZM204 110H202V111H204ZM227 110V111H228ZM232 111H233V109H231ZM230 110V111H231ZM244 110V111H245ZM18 112H19V110H17ZM16 111V112H17ZM44 111V110H43ZM56 111V110H55ZM63 111V110H62ZM68 111V110H67ZM115 111H113V113L115 112ZM131 111V110H130ZM129 111V112H130ZM136 111V110H135ZM140 111H141V109H140ZM164 112H165V110H163ZM179 111H181V110H179ZM184 110H182V112H183ZM189 111V110H188ZM194 111V110H193ZM198 111V110H197ZM226 111V112H227ZM253 111H256V110H253ZM261 111L263 112V110L261 109ZM0 112H1V108H0ZM92 112V111H91ZM90 112V113H91ZM126 112V111H125ZM137 112V111H136ZM146 112H149V111H147L146 110ZM153 112V111H152ZM173 112V111H172ZM196 112V111H195ZM199 112V111H198ZM206 112V111H205ZM236 112V111H235ZM242 112V111H241ZM1 113H3V112H1ZM15 113V112H14ZM14 113H13V115H11V118H12V116H14ZM45 113V112H44ZM65 112H63L62 113V115L64 114ZM89 113V114H90ZM97 113V112H96ZM112 113V112H111ZM111 113H109L108 115H110L111 116ZM112 113V114H113ZM142 113V112H141ZM144 113V112H143ZM159 113V112H158ZM163 113V112H162ZM166 113V112H165ZM194 113V112H193ZM223 113V112H222ZM221 113V114H222ZM245 113H246V111H245ZM250 113V112H249ZM70 114H71V112H70ZM103 114V113H102ZM105 114H107V113H105ZM105 114H103V115H105ZM124 114H126V113H124ZM160 114V113H159ZM177 114H179V113H177ZM227 114H229V113H227ZM234 114V113H233ZM240 114V113H239ZM251 114H253V113H251ZM259 114H261L260 112H259ZM17 115H18V113H17ZM25 115V114H24ZM30 115V114H29ZM39 115H41V114H39ZM118 115H119V113H118ZM131 115V114H130ZM144 115H145V113H144ZM143 115V116H144ZM152 115V114H151ZM156 116H157V114H155ZM154 114L152 115V116H155ZM162 116H163V114H161ZM160 115V116H161ZM166 115V114H165ZM167 115H169V114H167ZM166 115V116H167ZM174 115V114H173ZM176 115V114H175ZM189 115H191V114H189ZM193 115V114H192ZM205 115V114H204ZM211 115H213V114H211ZM232 115V114H231ZM234 115H236V114H234ZM242 115V117L241 118H244L243 116H244V114H241ZM246 116L248 115L247 113L245 114ZM254 115V114H253ZM253 115L251 116V117H253ZM6 116V115H5ZM19 116V115H18ZM33 116V115H32ZM61 116V115H60ZM92 116V115H91ZM107 116V115H106ZM115 116V115H114ZM124 116V115H123ZM146 116V115H145ZM150 116V115H149ZM155 116V117H156ZM171 116V115H170ZM169 116V117H170ZM181 116V117H180ZM182 116L183 115H179V118H182ZM230 116V115H229ZM240 116V115H239ZM256 116H258V115H256ZM1 117H2V115H1ZM30 117V116H29ZM97 117V116H96ZM108 117V116H107ZM119 117V116H118ZM121 117V116H120ZM140 117H141V115H140ZM165 117V116H164ZM172 117V116H171ZM206 117H209V116H206ZM215 117H217V116H215ZM221 117H222V115H221ZM231 118H232V116H230ZM237 117V116H236ZM236 117H234L235 119H236ZM249 117V116H248ZM15 118V117H14ZM19 118V117H18ZM63 118V117H62ZM116 118V117H115ZM126 118V117H125ZM147 118V117H146ZM148 118H151V117H148ZM153 118V117H152ZM161 118V117H160ZM160 118H158V119H160ZM200 118V117H199ZM212 118H214V117H212ZM220 118V116L218 115V119ZM223 118V117H222ZM231 118H229L230 120H231ZM255 118V117H254ZM257 118H260V117H257ZM256 118V119H257ZM262 118V117H261ZM13 119V118H12ZM67 119V118H66ZM97 119V118H96ZM103 119V118H102ZM136 119V118H135ZM154 119V118H153ZM165 118H163V121H165L164 120ZM175 119V118H174ZM185 119V118H184ZM197 119H198V117H197ZM7 120H9V119H7ZM36 120H39V119H36ZM125 120V119H124ZM137 120V119H136ZM141 120V119H140ZM138 121V123L139 122H141V121ZM145 120V119H144ZM148 120V119H147ZM156 121H157V119H155ZM160 120H162V118L160 119ZM167 121L169 120V119H166ZM172 120V119H171ZM182 120V119H181ZM204 120V119H203ZM202 120V121H203ZM228 120V119H227ZM234 120V119H233ZM238 120H240V119H238ZM243 121H247L246 119H242ZM257 120H259V119H257ZM3 121V120H2ZM6 121V120H5ZM13 121H15L14 119H13ZM60 121V120H59ZM102 121V120H101ZM123 121V120H122ZM155 121V122H156ZM170 121V120H169ZM175 121V120H174ZM184 122L185 121H187V119L186 120H183ZM190 121V120H189ZM194 121V120H193ZM192 121V122H193ZM197 121H199V120H197ZM223 121V120H222ZM8 122V121H7ZM54 122V121H53ZM130 122V121H129ZM129 122H125V124L126 123H129ZM131 122H133V121H131ZM130 122V123H131ZM148 122V121H147ZM162 122V121H161ZM166 122V121H165ZM232 122V121H231ZM234 122L236 123V121L234 120ZM9 123H11V122H9ZM37 123V122H36ZM98 123V122H97ZM97 123H95V124H97ZM114 123H116V122H114ZM124 123V122H123ZM142 123V122H141ZM144 124H145V122H143ZM157 123H158V121H157ZM170 123V122H169ZM172 123V122H171ZM254 123H256V122H254ZM1 124H2V122H1ZM0 124V125H1ZM4 124V123H3ZM32 124H33V122H32ZM38 124V123H37ZM102 124V123H101ZM124 124V125H125ZM135 124V123H134ZM140 124V123H139ZM150 124H152V126H154V124L153 123H150ZM174 124H176V123H174ZM178 124H180L179 122H178ZM206 124V123H205ZM237 124V123H236ZM239 124V123H238ZM241 124V123H240ZM245 124V123H244ZM247 124V123H246ZM34 125V124H33ZM52 125V124H51ZM51 125H49V126H51ZM56 125V124H55ZM110 126H111V124H109ZM148 125V124H147ZM167 125H169V124H167ZM181 125V124H180ZM208 125V124H207ZM219 125V124H218ZM221 125V124H220ZM242 125H243V123H242ZM253 125V124H252ZM6 126H9L8 125V123H7V125ZM101 126V125H100ZM105 126V125H104ZM108 126V125H107ZM109 126V127H110ZM127 126V125H126ZM132 126V125H131ZM138 126V125H137ZM136 126V127H137ZM169 126H171V124L169 125ZM178 126V125H177ZM190 126H193V125H190ZM198 126V125H197ZM211 126V125H210ZM233 126V125H232ZM241 126V125H240ZM249 126V125H248ZM2 127V126H1ZM0 127V128H1ZM52 127V126H51ZM97 127H99V126H97ZM122 127V126H121ZM155 127V126H154ZM160 127H162V126H160ZM174 127H175V125H174ZM184 127V126H183ZM204 127V126H203ZM209 127V126H208ZM221 127V126H220ZM222 127H223V125H222ZM251 128H252V131H253V133L255 134V136L254 137H252L253 139H252V142H253V145H257V146H260V147H262L263 149H264V121H263V123L261 124V123H257L256 125L254 124L253 126H250ZM2 128H4V127H2ZM43 128V127H42ZM96 128V127H95ZM102 128V127H101ZM112 128V127H111ZM113 128H115V127H113ZM118 128V127H117ZM117 128H116V130H117ZM123 128H124V126H123ZM123 128H120V129H123ZM133 128V127H132ZM135 128V127H134ZM155 128H158V127H155ZM171 128V127H170ZM169 128V129H170ZM179 128V127H178ZM238 128V127H237ZM4 129H6V128H4ZM10 129V128H9ZM46 129V128H45ZM99 129V128H98ZM109 129V128H108ZM126 129V128H125ZM183 129V128H182ZM213 129V128H212ZM223 129V128H222ZM230 129V128H229ZM247 129H249V128H247ZM0 130H3V129H0ZM7 130V129H6ZM6 130H4V131H6ZM13 130V129H12ZM100 130V129H99ZM102 130H105L104 128H102L101 129V131ZM186 130V129H185ZM219 130V129H218ZM244 130V129H243ZM250 130V129H249ZM28 131V130H27ZM106 131V133L108 132L107 130H105ZM105 131H103V132H105ZM128 131V130H127ZM49 132V131H48ZM136 132V131H135ZM139 132V131H138ZM202 132V131H201ZM204 132V131H203ZM236 132V131H235ZM248 132V131H247ZM56 133V132H55ZM101 133V132H100ZM109 133V132H108ZM214 133H217V132H214ZM222 133V132H221ZM7 134V133H6ZM23 134V133H22ZM110 134H111V131H110ZM113 134V133H112ZM125 134V133H124ZM228 134V133H227ZM226 134V135H227ZM230 134V133H229ZM232 134V133H231ZM105 135V134H104ZM233 135V134H232ZM235 135V134H234ZM233 135V136H234ZM239 135H242V133H240ZM250 134H248L247 136L248 137H250L251 138V136H249ZM2 136H4V133H3V135ZM1 136V137H2ZM223 136H225V135H223ZM237 136V135H236ZM10 137H12V136H10ZM230 137V136H229ZM246 137V136H245ZM247 137V141H248V139H250V138H248ZM4 138V137H3ZM8 138V137H7ZM233 138V137H232ZM237 138V137H236ZM239 138V137H238ZM244 140H246V138H244V137H242ZM215 139H217V138H215ZM3 140V139H2ZM22 140V139H21ZM227 140H229L228 138H227ZM235 140V139H234ZM240 140H242V139H239L238 141H240ZM113 141V140H112ZM9 142V141H8ZM115 142V141H114ZM230 142V141H229ZM228 142V143H229ZM240 142H242V141H240ZM250 142V141H249ZM248 142V143H249ZM226 143V142H225ZM230 144H232L231 142H230ZM244 144V143H243ZM226 145V144H225ZM116 146V145H115ZM232 146V145H231ZM234 146V145H233ZM243 146V145H242ZM245 146V145H244ZM251 146V145H250ZM23 147V146H22ZM117 147V146H116ZM227 147V146H226ZM234 147H236V145L234 146ZM238 147H240V145H238ZM246 147V146H245ZM245 147H244V149H245ZM248 147V146H247ZM252 147V146H251ZM0 148H1V146H0ZM228 148H229V145H228ZM237 148V147H236ZM243 148V147H242ZM22 149V148H21ZM240 149V148H239ZM249 149H251L250 147L247 149V150H249ZM252 149H253V147H252ZM255 149V148H254ZM18 150H19V148H18ZM22 150H24V149H22ZM241 150V149H240ZM240 150H238V151H240ZM257 149H255L254 150V152L256 151ZM3 151V150H2ZM245 151V150H244ZM16 152V151H15ZM14 152V153H15ZM216 152V151H215ZM242 151H240V153H241ZM258 152V151H257ZM262 152V154L264 153L263 151H261ZM22 153V152H21ZM190 153V152H189ZM246 153V152H245ZM245 153H241V154H245ZM259 153V152H258ZM109 154V153H108ZM229 154H231V153H229ZM261 154V153H260ZM261 154V155H262ZM232 155V154H231ZM247 155H248V153H247ZM238 156H240V155H238ZM256 155H254L253 156V158H256L255 157ZM245 157V156H244ZM248 157V156H247ZM251 157H252V155H251ZM251 157H250V159H251ZM258 157H259V155L257 156V159H258ZM260 158V157H259ZM190 159V158H189ZM238 159V158H237ZM217 160V159H216ZM236 160V159H235ZM239 160V159H238ZM237 160V161H238ZM248 160V159H247ZM157 162V161H156ZM155 161H154V164H157ZM243 162V161H242ZM238 163H241V162H238ZM244 163H246L245 161H244ZM204 164V163H203ZM208 164V163H207ZM210 164V163H209ZM262 164V163H261ZM183 165V164H182ZM191 165V164H190ZM250 165H251V163H250ZM255 165V164H254ZM160 166V165H159ZM158 166V167H159ZM195 166V165H194ZM255 166H257V165H255ZM158 167H156V168H158ZM161 167V166H160ZM211 167V166H210ZM249 167H251V166H249ZM219 168V167H218ZM258 169V167H255L254 169ZM207 169H208V167H207ZM217 169V168H216ZM257 169H256V171H257ZM162 170H164V168H162ZM183 170V169H182ZM247 171H248V169H246ZM251 170V169H250ZM253 170V169H252ZM206 171V170H205ZM215 171V170H214ZM213 171V172H214ZM237 171V170H236ZM259 171V170H258ZM190 172V171H189ZM202 172V171H201ZM224 172H227L226 170L224 171ZM250 172H252V171H250ZM8 173V172H7ZM186 173V172H185ZM193 173V172H192ZM209 173H211V172H209ZM214 173H216V172H214ZM234 172H231V173H225V174H232V175H239V177L240 176H243L244 175V173L243 174H236V173H234ZM239 173V172H238ZM246 173V172H245ZM137 174H139V173H136L135 175H136V177H137ZM168 174V173H167ZM190 174V173H189ZM206 174V173H205ZM204 174V175H205ZM255 174H257V173H255ZM162 175V177H164L163 176V174H161ZM169 175V174H168ZM193 175H195V174H193ZM203 175V176H204ZM140 176V175H139ZM166 176V175H165ZM192 176V175H191ZM202 176V177H203ZM229 176V175H228ZM135 177V176H134ZM133 177V179H135ZM141 177V176H140ZM139 177V178H140ZM170 177V176H169ZM194 176H192L191 177V179L193 178ZM206 177V176H205ZM209 177V176H208ZM6 178V177H5ZM174 178V177H173ZM172 178V176L170 177V179L172 180L173 179ZM217 178V177H216ZM221 178V177H220ZM231 178V177H230ZM132 179V180H133ZM136 179H138V178H136ZM135 179V180H136ZM194 179H197L196 177L194 178ZM201 179V178H200ZM209 179V178H208ZM212 179V178H211ZM222 179V178H221ZM17 180V179H16ZM15 180V181H16ZM21 180H23V179H21ZM20 180V181H21ZM217 180V179H216ZM223 180V179H222ZM231 180V179H230ZM4 181V180H3ZM12 181V180H11ZM138 181H140V183H141V181L142 180H138ZM174 181V180H173ZM143 182V181H142ZM209 182V181H208ZM232 182V181H231ZM259 182V181H258ZM260 182H262V181H260ZM264 182V181H263ZM23 183H24V180H23ZM22 183V184H23ZM26 183V182H25ZM24 183V184H25ZM212 183H214V182H212ZM221 183V182H220ZM237 183V182H236ZM240 183H242V182H240ZM239 183V184H240ZM8 184H10V183H8ZM222 184V183H221ZM238 184V185H239ZM243 184H244V182H243ZM242 184V185H243ZM251 184H252V182H251ZM254 184V183H253ZM252 184V185H253ZM260 184V183H259ZM263 184V183H262ZM237 185V184H236ZM245 185V189L246 190H248L247 189V186H249V183H248V185L246 186V184H244ZM255 185V184H254ZM256 185H257V183H256ZM261 185V184H260ZM14 186V185H13ZM22 186V185H21ZM208 186V185H207ZM218 186V185H217ZM225 186V185H224ZM228 186V185H227ZM230 187H231V185H229ZM232 186H233V184H232ZM257 186H259V185H257ZM156 187V186H155ZM215 188H216V186H214ZM219 187V186H218ZM221 187H223V185L221 186ZM221 187H220V189H221ZM238 187V186H237ZM214 188V189H215ZM260 188V187H259ZM6 189V188H5ZM160 189V188H159ZM232 189H233V187H232ZM244 189V188H243ZM242 189V190H243ZM1 190V189H0ZM12 190V189H11ZM27 190V189H26ZM211 190V189H210ZM230 190V189H229ZM241 190V189H240ZM255 190H256V187H255ZM233 191V190H232ZM237 191V190H236ZM244 191V190H243ZM253 191H254V188H253ZM5 192V191H4ZM156 192H157V190H156ZM160 192V191H159ZM210 192V191H209ZM224 192V191H223ZM240 192V191H239ZM248 192V191H247ZM27 193V192H26ZM244 193H245V191H244ZM254 193V192H253ZM260 193H261V195H262V193H264V192H261L260 191ZM160 194V193H159ZM163 194V193H162ZM165 194V193H164ZM246 194H249V193H246ZM255 194V193H254ZM259 194V193H258ZM258 194H256V195H258ZM26 195V194H25ZM31 195V194H30ZM224 195V194H223ZM250 195V194H249ZM260 195V196H261ZM6 196V195H5ZM165 196V198H166V196L167 195H164ZM164 196H163V198L162 199H164ZM169 196V195H168ZM221 196V195H220ZM230 196V195H229ZM251 196V195H250ZM171 197V196H170ZM207 197H209V196H206V198ZM211 197V196H210ZM225 197V196H224ZM231 197V196H230ZM255 197V196H254ZM262 198H264V196H261ZM260 197V198H261ZM15 198V197H14ZM172 198V197H171ZM170 198V199H171ZM229 198V197H228ZM248 198V197H247ZM251 198H253V196L251 197ZM259 198V196H258V199H260ZM223 199V198H222ZM227 199V198H226ZM246 199V198H245ZM250 199V198H249ZM255 201H256V199H257V197H256V199L255 198H253ZM188 200V199H187ZM191 200V199H190ZM250 200H252V199H250ZM253 200V201H254ZM264 200V199H263ZM17 201V200H16ZM166 201H169V200H166ZM202 201H204V200H202ZM206 201V200H205ZM236 201V200H235ZM234 201V202H235ZM246 201V200H245ZM165 202V201H164ZM171 202H172V200H171ZM188 202H189V200L187 201V204H188ZM234 202H232V203H234ZM247 202V201H246ZM203 203H205V202H203ZM208 203V202H207ZM244 203V202H243ZM248 203V202H247ZM249 203H251V202H249ZM253 203V202H252ZM256 203V202H255ZM163 204H165V203H163ZM191 204H193L191 201H190V205ZM206 204V203H205ZM230 204V203H229ZM234 204H236V203H234ZM233 204V205H234ZM238 204V203H237ZM257 204H259L258 203V200H257ZM264 204V203H263ZM184 205V204H183ZM190 205H188L187 207L188 208H190ZM211 205V204H210ZM207 206V204H206V208L208 209V210H210L211 211V208L210 207H212V206ZM226 205V204H225ZM228 205V204H227ZM226 205V206H227ZM253 205V204H252ZM5 206V205H4ZM194 206V205H193ZM205 206V205H204ZM221 206V205H220ZM222 206H223V204H222ZM229 206V205H228ZM227 206V207H228ZM230 206H231V204H230ZM235 206V205H234ZM256 206H258V205H256ZM259 206H260V204H259ZM258 206V207H259ZM261 206H262V204H261ZM181 207V206H180ZM183 207V206H182ZM188 208H185V207H183V211H180L181 212V214H182V212L186 215L187 214V216H189L190 217V214L188 213V211L190 210H188ZM215 208V207H214ZM232 208H234L233 206H232ZM169 209V208H168ZM3 210V209H2ZM172 210V209H171ZM234 210V209H233ZM259 210V209H258ZM5 211V210H4ZM191 211V210H190ZM189 211V212H190ZM236 211H238V210H236ZM2 212V211H1ZM0 212V213H1ZM231 212V211H230ZM3 213V212H2ZM171 213V212H170ZM234 213H236L235 211H234ZM254 213V212H253ZM252 213V214H253ZM8 215L10 214V212L9 213H7ZM167 214V213H166ZM172 214V213H171ZM174 214V213H173ZM179 214V213H178ZM177 214V215H178ZM212 215H214V217H216L215 216V214H213V213H211ZM262 214V213H261ZM183 215V214H182ZM152 216V215H151ZM154 216V215H153ZM161 216V215H160ZM164 216V215H163ZM257 216V215H256ZM262 216V215H261ZM2 217V216H1ZM10 217H11V215H10ZM186 217V216H185ZM237 216H235V219L233 218V217H231V216H227V215H223V214H219L216 218H219L221 221H223L224 223H227V224H230V226L232 225L233 227L232 228H234L233 230L231 229H229L228 231H227V229L225 230V229H223V230H225V231H221L220 230V228H219V232H220V235H223L224 236V239H227V240H229V241H242V242H245L246 244L247 243H254V241L258 244V242H260L261 241V239L263 238V236H264V228H263V226L262 225H260L258 222H256L255 220H250V219H248V220H250V221H246L245 219H240V218H236ZM258 217V216H257ZM4 218V217H3ZM175 218V217H174ZM177 218V217H176ZM245 218H247V217H245ZM259 218V217H258ZM11 219V218H10ZM178 219V218H177ZM186 219H188V217H186ZM193 219H195V218H193ZM15 220V219H14ZM163 220V219H162ZM176 220V219H175ZM184 220V219H183ZM189 220H191V219H189ZM188 220V221H189ZM260 220V219H259ZM157 221V220H156ZM194 222H195V220H193ZM260 221H262V219L260 220ZM7 222V221H6ZM172 222H174V221H172ZM176 222V221H175ZM197 222V221H196ZM263 222V221H262ZM168 223V222H167ZM190 223V222H189ZM170 224V223H169ZM190 224H192V223H190ZM169 226V225H168ZM200 226H202V225H200ZM209 226H210V223H209ZM213 225H211V227H212ZM190 227V226H189ZM193 227V226H192ZM203 227V226H202ZM202 227H199V228H201V230L200 231H202L203 232V234H205V235H208V236H210L211 235V231L213 230V228H209L207 225L206 226H204V228H203V230H202ZM216 227V226H215ZM194 228V227H193ZM190 229V228H189ZM195 229H197L196 227H195ZM210 229H212L211 231H210ZM216 229V228H215ZM238 229H241L240 231H241V233H239V231H237ZM193 230V229H192ZM199 230V229H198ZM196 231V230H195ZM215 231V230H214ZM191 232V231H190ZM201 232V233H202ZM192 233H196V232H192ZM198 233V232H197ZM214 234H215V232H213ZM202 234V235H203ZM154 235V234H153ZM147 239H148V237H147ZM217 240V239H216ZM219 241H222V240H220L219 239ZM217 243H218V241H217ZM261 244H262V242H261ZM254 245V244H253ZM154 246V245H153ZM257 246V245H256ZM263 246V245H262ZM3 249H6V248H3ZM77 249V247L76 246H73V245H69L68 244V246H66V248H65V250H64V253L66 254V253H70V252H73V251H75ZM4 252V251H3ZM81 256V255H80ZM85 257V256H84ZM80 258V257H79ZM78 259V258H77ZM81 259V258H80Z\"/></svg>",
	"mask_w": 264,
	"mask_h": 264
}]
</instances>
